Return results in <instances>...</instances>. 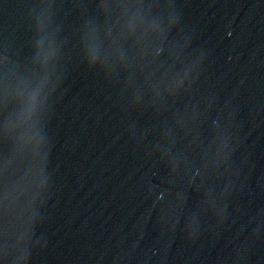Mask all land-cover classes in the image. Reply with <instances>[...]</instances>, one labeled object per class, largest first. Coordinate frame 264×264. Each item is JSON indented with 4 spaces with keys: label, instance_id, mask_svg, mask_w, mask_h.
Segmentation results:
<instances>
[{
    "label": "water",
    "instance_id": "water-1",
    "mask_svg": "<svg viewBox=\"0 0 264 264\" xmlns=\"http://www.w3.org/2000/svg\"><path fill=\"white\" fill-rule=\"evenodd\" d=\"M0 264H264V0H0Z\"/></svg>",
    "mask_w": 264,
    "mask_h": 264
}]
</instances>
